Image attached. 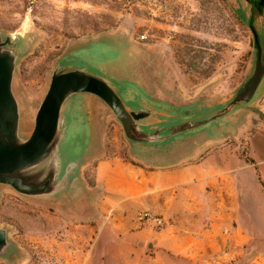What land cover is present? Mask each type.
<instances>
[{
	"label": "rangeland",
	"instance_id": "1",
	"mask_svg": "<svg viewBox=\"0 0 264 264\" xmlns=\"http://www.w3.org/2000/svg\"><path fill=\"white\" fill-rule=\"evenodd\" d=\"M258 4L259 0H0V29L17 36L22 50L15 87L23 102L24 130L33 128L51 73L67 53L71 61L92 63L129 85L133 91L125 93V98L151 106L155 119L222 108L254 70L257 48L251 23L264 55V5L259 8ZM106 33L133 42L129 58L110 46L112 39L103 42L110 62L100 52V59L83 57L97 48L95 38ZM259 88L256 102L240 105L211 122L228 129L224 143H235L237 135L249 134L251 127L263 133L264 79ZM75 99L79 106L73 129L85 128L83 141L91 132L94 144L81 169L88 190L102 156L121 153L126 157L129 145L136 144L126 138L103 100L89 93ZM249 141L247 135L241 148L247 159L252 158ZM259 179L261 212L254 229L247 230L253 244L224 245L219 251L222 260L208 264H264V171ZM1 192L0 224L9 228L13 247L7 256L0 255V264H155L144 255H127L133 251L125 244V225L109 215L93 218L92 200L84 203L67 195L26 197L7 185ZM83 204L89 214L84 215L86 219L80 213ZM144 212L149 211H141L139 217ZM159 219L156 223L162 225ZM148 253L144 247V254Z\"/></svg>",
	"mask_w": 264,
	"mask_h": 264
},
{
	"label": "crops",
	"instance_id": "2",
	"mask_svg": "<svg viewBox=\"0 0 264 264\" xmlns=\"http://www.w3.org/2000/svg\"><path fill=\"white\" fill-rule=\"evenodd\" d=\"M111 39L110 46L129 58L133 42L117 33L96 37L97 48L83 57L100 59L98 53L108 50L103 42ZM104 58L111 60L107 54ZM73 106L76 118L78 99ZM210 124L166 144L134 143L126 157L102 156L93 186L76 195L78 201L95 203L93 218L109 215L125 225L130 257L144 255L155 264H208L222 260L219 251L224 245L253 244L247 230L254 229L263 202L259 177L264 171V131L251 127L249 134L237 135L239 141L224 143L228 129ZM247 135L251 159L241 150ZM83 205L80 213L85 218L89 214ZM141 211L154 217H139ZM155 217L163 224L157 225Z\"/></svg>",
	"mask_w": 264,
	"mask_h": 264
},
{
	"label": "water",
	"instance_id": "3",
	"mask_svg": "<svg viewBox=\"0 0 264 264\" xmlns=\"http://www.w3.org/2000/svg\"><path fill=\"white\" fill-rule=\"evenodd\" d=\"M263 5L264 0H259L258 7ZM250 27L257 48L254 70L229 103L216 111L155 119L151 106L125 98V93L133 91L129 85L92 63L71 61V53H67L51 73L30 131L23 128V102L15 87L22 50L17 36L0 29V199L4 185L26 197L73 198L85 189L81 169L94 144L91 132L83 141L85 128L73 129V100L79 94L89 93L103 100L130 142L156 145L166 144L253 101L264 79V55L259 34L252 23ZM12 247L9 228L0 224V255L7 256Z\"/></svg>",
	"mask_w": 264,
	"mask_h": 264
},
{
	"label": "built area",
	"instance_id": "4",
	"mask_svg": "<svg viewBox=\"0 0 264 264\" xmlns=\"http://www.w3.org/2000/svg\"><path fill=\"white\" fill-rule=\"evenodd\" d=\"M143 216H144V217L151 218V215H150L149 212H144V215H143ZM155 220H156V218H155ZM158 222L161 223V220L159 219Z\"/></svg>",
	"mask_w": 264,
	"mask_h": 264
},
{
	"label": "trees",
	"instance_id": "5",
	"mask_svg": "<svg viewBox=\"0 0 264 264\" xmlns=\"http://www.w3.org/2000/svg\"><path fill=\"white\" fill-rule=\"evenodd\" d=\"M259 113H260V116L263 117V114L260 111H259Z\"/></svg>",
	"mask_w": 264,
	"mask_h": 264
}]
</instances>
